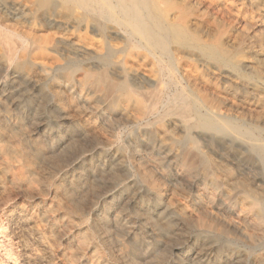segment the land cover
Segmentation results:
<instances>
[{"label":"rangeland","instance_id":"374dc122","mask_svg":"<svg viewBox=\"0 0 264 264\" xmlns=\"http://www.w3.org/2000/svg\"><path fill=\"white\" fill-rule=\"evenodd\" d=\"M13 1L0 0V33L4 37L11 27L25 41L12 36L15 61L8 69L0 65V125L16 132L22 128L20 141L8 145L11 154L19 157L23 146L33 157L45 154L43 170L50 178L34 175V187L41 189L39 200L24 195L13 181L7 182L9 196L0 192V264H24L11 216L20 208L33 211L37 203L51 204L50 188L74 184L85 192L86 210L76 220L77 227L97 246L103 264H127L118 240L138 264H257L264 258V227L250 225L238 212L244 205L264 208V48L259 46L264 42V0H172L187 15L184 45L169 33L173 21H183L173 7L158 0H108L110 7L103 0H16L19 5ZM25 6L28 11L23 12ZM250 38L258 43L250 46ZM185 64L197 68L203 86L195 89L189 84ZM246 82L252 88L243 90L240 84ZM57 95L64 106L57 104ZM108 169L112 176L101 177ZM151 183L162 189L163 199L151 194ZM133 196L135 203H130ZM170 199L175 207L166 205ZM177 205L194 209L197 219L181 220ZM140 207L157 215L150 214L164 233L162 239L140 222L130 230V217ZM100 208L106 213L101 227L95 221ZM59 223L58 231L63 232L61 219ZM171 242H180L181 251L172 249ZM60 255H54V264L61 263Z\"/></svg>","mask_w":264,"mask_h":264},{"label":"bare ground","instance_id":"6f19581e","mask_svg":"<svg viewBox=\"0 0 264 264\" xmlns=\"http://www.w3.org/2000/svg\"><path fill=\"white\" fill-rule=\"evenodd\" d=\"M114 1V0H112ZM116 1V0H115ZM160 2H163L165 5L167 6H171L173 7V9L175 10V16L179 19H181L183 21V23L181 24H175V22L173 21L170 29H169V33L171 34L172 37L176 38L177 41H180V43L182 42V44H187L186 41H182V37L185 36V27L184 25L187 24L186 23V17L187 15L185 14L184 8L183 10L180 9L179 7L181 6H176L172 4V0H158ZM252 1V0H251ZM14 3L19 5V2H17L16 0L13 1ZM30 2V1H29ZM129 2V1H128ZM200 2V1H199ZM27 3V2H26ZM115 3V2H114ZM117 3V2H116ZM121 3V2H120ZM252 3V2H251ZM103 4L105 7H110L108 4V0H103ZM203 4V3H202ZM126 5V4H125ZM31 6V5H30ZM96 6V5H95ZM157 6V5H156ZM14 7V6H12ZM18 7V6H17ZM33 7V6H32ZM117 7V6H116ZM126 8H124L126 11L130 10V7L125 6ZM158 7V6H157ZM160 7V6H159ZM158 7V8H159ZM205 7V6H204ZM161 8V7H160ZM209 8V7H208ZM109 9V8H108ZM97 10V9H96ZM118 11V8L116 9ZM204 10V9H203ZM23 12L28 11L27 7H23L22 8ZM98 11V10H97ZM113 11V10H112ZM144 11V10H142ZM31 12V11H30ZM101 14V13H100ZM156 14V13H154ZM16 15V14H15ZM104 15V14H103ZM123 15V14H122ZM216 15V14H215ZM107 16V15H106ZM161 17V16H160ZM172 17V16H171ZM222 17V16H221ZM167 18V17H166ZM111 19V18H110ZM172 19V18H171ZM198 19V18H197ZM220 19V18H219ZM136 20V19H135ZM164 20V19H163ZM213 20V19H212ZM60 21V20H59ZM76 21V20H75ZM74 21V22H75ZM202 21V18H201ZM200 21V22H201ZM135 22V21H134ZM149 22V21H148ZM194 22V21H193ZM197 22V20H196ZM199 22V23H200ZM165 23V22H164ZM213 23V22H212ZM167 24V23H166ZM189 24V23H188ZM198 24V23H197ZM211 24V23H210ZM196 25V24H194ZM200 25V24H199ZM168 26V25H167ZM212 26V25H211ZM264 26V25H263ZM65 27V26H64ZM143 27V26H142ZM184 27V28H183ZM248 28V27H247ZM264 28V27H262ZM1 29V28H0ZM187 29V26H186ZM194 29V28H193ZM192 30V28L190 29ZM228 30V29H227ZM226 30V31H227ZM245 30V29H244ZM39 31V30H38ZM37 31V32H38ZM146 32V30H144ZM143 31V32H144ZM196 31V29H195ZM211 31V30H210ZM224 31V30H223ZM258 31V30H257ZM35 32V30H34ZM40 32V31H39ZM63 32V31H62ZM69 32V31H68ZM192 32V31H191ZM206 32H208L206 30ZM221 32V31H220ZM238 32V31H237ZM130 34V33H129ZM195 34V33H194ZM201 35V33H199ZM208 34V33H207ZM206 34V35H207ZM224 34V33H223ZM248 34V31H247ZM4 37L3 34L0 33V45H1V49H0V65L3 66L4 68L8 69L11 67L13 61H15L16 55H17V50L16 47H14V45L12 44V36H19L20 39L19 41L23 42L25 41L23 38V35H19L15 32L14 29H11V27H7L6 31L4 33ZM27 35V34H26ZM60 35V34H59ZM193 35V33H192ZM192 35L190 38H192ZM237 35V33H236ZM261 35V34H260ZM23 36V37H22ZM194 36V35H193ZM211 36V35H210ZM240 36V35H239ZM65 37V36H64ZM207 37V36H206ZM226 37V36H225ZM236 37V36H234ZM253 37V36H252ZM79 38V37H78ZM171 38V37H170ZM197 38V37H196ZM193 39H195L193 37ZM218 39V38H217ZM235 38L232 37V40H234ZM190 40V39H189ZM197 40V39H196ZM195 40V41H196ZM202 40V39H201ZM211 40V39H210ZM222 40V39H221ZM224 40V39H223ZM227 40V39H226ZM231 40V39H230ZM15 41V40H13ZM248 41V40H247ZM51 42V41H50ZM199 42V41H198ZM205 42V41H202ZM216 42V40H215ZM220 42V41H219ZM222 42V41H221ZM15 43V42H14ZM139 43V42H138ZM169 43V42H168ZM194 43V41H193ZM258 43L256 40H253L250 38V46L252 44H256ZM208 44V43H207ZM240 44V42H239ZM16 45V44H15ZM143 45V44H141ZM170 45V44H169ZM204 45V44H203ZM223 45V44H221ZM236 45V44H235ZM234 45V46H235ZM24 46V45H23ZM34 46V45H33ZM138 46V45H135ZM193 46V44L191 45ZM220 46V45H219ZM233 46V45H232ZM242 46V45H240ZM260 48H264V42L260 43ZM19 47V45H18ZM139 47V46H138ZM141 47V46H140ZM201 47V46H200ZM239 47V46H238ZM255 47V46H254ZM28 48V47H27ZM176 48V47H175ZM194 48V47H193ZM240 48V47H239ZM238 48V49H239ZM242 48V47H241ZM241 48L239 50H241ZM18 49V48H17ZM25 49V48H24ZM37 49V48H36ZM99 49V48H98ZM214 49V48H213ZM20 50V49H19ZM35 50V48L33 49ZM32 50V53H33ZM52 50V49H51ZM145 51V50H144ZM177 51V50H176ZM218 51V50H217ZM224 51V50H223ZM236 51V50H235ZM242 51V50H241ZM27 52V51H26ZM25 52V53H26ZM61 52V51H60ZM154 52V51H153ZM183 52V51H181ZM188 52V51H187ZM193 52V51H192ZM221 52V51H220ZM219 52V53H220ZM225 52V51H224ZM216 53V52H215ZM218 53V54H219ZM233 53V52H232ZM153 54V53H150ZM201 54V53H200ZM204 54V53H203ZM208 54V53H207ZM26 55V54H25ZM144 55V54H143ZM248 55V54H247ZM67 56V55H66ZM155 56V55H154ZM203 56V55H202ZM209 56V55H208ZM215 56V55H212ZM255 56V54H254ZM153 57V56H152ZM178 57V56H177ZM218 57V56H217ZM229 57V56H228ZM235 57V56H234ZM239 57V54H238ZM243 57V56H242ZM250 57V55H249ZM263 57V56H261ZM140 58V57H139ZM145 60L149 62V58L147 55L144 56ZM154 58V57H153ZM214 58V57H213ZM223 58V56H222ZM258 58V57H257ZM180 59V58H179ZM189 59V58H188ZM216 59V58H215ZM228 59V58H227ZM237 59V58H236ZM246 59V58H245ZM264 59V58H263ZM20 60V59H18ZM17 60V61H18ZM33 60V59H32ZM137 60V57H136ZM157 60V59H156ZM191 60V59H190ZM204 60V59H203ZM219 60V59H217ZM223 60V59H222ZM220 60V61H222ZM134 61V60H133ZM141 61V59H140ZM209 61V60H208ZM212 61V60H211ZM225 61V60H224ZM230 61V60H228ZM19 62V61H18ZM17 62V63H18ZM142 62V61H141ZM174 62V61H173ZM177 62V61H176ZM203 62V61H202ZM201 62V63H202ZM158 63V62H157ZM162 63V62H161ZM193 63V62H190ZM220 63V62H219ZM249 63V62H248ZM196 64V63H193ZM199 64V63H198ZM207 64V63H206ZM231 64V63H230ZM238 64V63H237ZM264 64V62H263ZM205 65V64H204ZM214 65V64H213ZM221 65V64H220ZM218 65V66H220ZM253 65V64H252ZM206 66V65H205ZM211 66V64H210ZM222 66V65H221ZM137 67V66H136ZM184 76L185 78L188 80L189 84L191 86H193L195 89L200 88L201 86H203L202 84V80L200 77V73L197 70V68L193 65L190 64H185L184 66ZM201 67V66H200ZM209 67V66H208ZM213 67V66H212ZM234 67V66H233ZM238 67V66H237ZM202 68V67H201ZM204 68V66H203ZM217 68V67H216ZM231 68V67H230ZM229 68V69H230ZM177 69V68H176ZM175 69V70H176ZM213 69V68H212ZM222 69V67H221ZM232 69V68H231ZM237 69V68H235ZM241 69V68H240ZM205 70V69H204ZM233 70V69H232ZM238 70V69H237ZM259 70V69H258ZM178 71V69H177ZM22 72V71H21ZM20 72V73H21ZM162 72V69H161ZM212 72V71H211ZM225 73V71H223ZM231 72H234L231 71ZM19 73V72H18ZM208 73V72H207ZM237 73V72H236ZM258 73V72H256ZM37 74V72H36ZM91 74V73H90ZM180 74V73H179ZM209 74V73H208ZM218 74V72H217ZM228 74V73H227ZM259 74V73H258ZM262 74V73H261ZM29 76H32V73L29 72L28 73ZM181 75V74H180ZM230 74H228L229 76ZM22 76V75H21ZM35 76V75H34ZM217 76V75H216ZM242 76V75H241ZM24 77V75H23ZM224 77V76H223ZM256 77V76H255ZM38 78V77H37ZM183 78V76H182ZM215 78V77H214ZM238 79V78H237ZM244 79V78H243ZM249 79V78H248ZM262 79V78H261ZM21 80V79H20ZM22 81V80H21ZM241 81V80H240ZM246 81V80H245ZM251 81V80H250ZM11 82V81H10ZM33 82V81H32ZM186 82V81H185ZM230 82V81H229ZM242 82V81H241ZM261 82V81H260ZM20 83V82H19ZM26 83V82H25ZM264 83V82H263ZM15 84V83H14ZM34 84V83H33ZM108 85V84H107ZM147 85V84H145ZM157 85V82H156ZM241 88L243 90H248L250 88H252L251 85H249L248 82L240 84ZM259 84H257L258 86ZM22 86V85H21ZM30 86V85H29ZM236 86V84H235ZM12 87V86H11ZM17 87V86H16ZM147 87V86H146ZM162 87V86H161ZM209 87V86H208ZM32 88V86H31ZM148 88V87H147ZM151 88V87H150ZM258 88V87H257ZM39 89V88H38ZM115 89V87H114ZM132 89V88H131ZM149 89V88H148ZM191 89V88H190ZM213 89V87H212ZM4 90V89H3ZM111 90V89H110ZM143 90V89H142ZM51 91V90H50ZM146 91V90H145ZM122 92V91H120ZM147 92V91H146ZM145 92V94H146ZM153 92V90L151 91V93ZM161 92V91H160ZM3 93V92H2ZM112 93V92H111ZM119 93V92H117ZM142 93V92H141ZM144 93V91H143ZM150 93V92H149ZM191 93V92H190ZM261 93V92H260ZM161 94V93H160ZM194 94V93H193ZM220 94V93H219ZM233 94V93H232ZM244 94V93H243ZM258 94V93H257ZM116 95V94H115ZM114 95V96H115ZM144 95V94H143ZM150 95V94H149ZM157 95V93H156ZM195 95V94H194ZM2 96V95H1ZM111 95H109L110 97ZM161 96V95H160ZM178 96V95H176ZM221 96V95H220ZM5 97V96H4ZM19 97V96H18ZM27 97V96H26ZM41 97V95H40ZM146 97V96H145ZM155 97V96H154ZM223 97V96H222ZM244 97V96H243ZM14 98V97H13ZM12 98V99H13ZM143 98V97H142ZM147 98V97H146ZM185 98V97H184ZM224 98V97H223ZM228 98V97H227ZM149 99V97H148ZM147 99V100H148ZM155 99V98H153ZM152 99V100H153ZM179 99V98H178ZM37 100V99H36ZM134 100V99H133ZM188 100V99H187ZM186 100V102H187ZM201 100V99H200ZM252 100V98H251ZM12 101V100H11ZM144 101V100H142ZM156 101V100H155ZM56 102L58 105L60 106H64L61 98L59 95H57L56 98ZM146 102V101H145ZM149 102V100H148ZM154 102V101H152ZM158 102V101H157ZM156 102V103H157ZM185 102V101H184ZM202 102V101H201ZM231 102V101H230ZM229 104H232V102ZM183 103V102H182ZM180 103V105L182 104ZM203 103V102H202ZM256 103V102H255ZM144 104V103H143ZM150 104V103H149ZM152 104V103H151ZM150 104V105H151ZM195 104V103H194ZM204 104V103H203ZM156 105V104H155ZM162 105V104H161ZM177 105V104H175ZM153 106V105H152ZM190 105H188L189 108ZM195 106V105H194ZM212 106L214 108H217V105L212 104ZM236 106V105H235ZM58 107V106H57ZM185 107V106H184ZM191 107V106H190ZM207 107V106H206ZM61 108V107H60ZM154 108V107H153ZM148 110V114H151L152 109ZM262 108V107H261ZM264 108V106H263ZM35 109V108H34ZM125 109V108H124ZM182 109V108H181ZM209 109V108H208ZM260 109V108H259ZM75 110V109H74ZM218 110V109H217ZM123 111V110H122ZM156 111V110H155ZM176 111V110H175ZM174 111V112H175ZM185 111V110H183ZM208 111H211L210 109ZM257 111V110H256ZM259 111V110H258ZM261 111V110H260ZM35 112V111H34ZM75 112V111H74ZM150 112V113H149ZM158 112V111H157ZM181 112V111H179ZM197 112V111H196ZM199 112V111H198ZM238 112V111H236ZM252 112V111H251ZM250 112V113H251ZM212 113V112H211ZM210 113V114H211ZM264 113V112H263ZM174 114V113H173ZM188 114V113H187ZM218 114V113H215ZM258 114V113H256ZM34 115V113H33ZM72 115V114H71ZM145 115V114H144ZM214 115V114H213ZM250 115V114H249ZM259 115V114H258ZM64 116V115H63ZM152 116V115H151ZM175 116V114H174ZM264 116V115H263ZM67 117V116H66ZM250 117V116H249ZM256 117V116H255ZM258 117V116H257ZM261 117V116H260ZM188 117H185V120L187 121ZM62 119V118H61ZM79 119V118H78ZM255 119V118H254ZM158 120V119H157ZM175 120V119H174ZM179 120V119H178ZM203 120V119H202ZM264 120V119H263ZM80 121V120H79ZM160 121V120H159ZM158 121V122H159ZM184 121V120H183ZM182 121V122H183ZM189 121V120H188ZM1 122V121H0ZM93 122V121H92ZM175 122V121H174ZM177 122V121H176ZM180 122V121H179ZM258 121H256L257 123ZM178 123V122H177ZM189 123V122H188ZM262 123V122H261ZM183 124V123H182ZM181 124V125H182ZM185 124V123H184ZM183 124V125H184ZM95 125V124H94ZM180 125V124H179ZM258 125V123H257ZM207 127V126H206ZM213 127V126H212ZM97 128V127H96ZM181 128V127H180ZM183 128V127H182ZM95 129V126H94ZM91 130V129H90ZM93 130V129H92ZM98 130V129H97ZM170 130V129H169ZM22 128L19 127V131H13L11 129L2 127L0 125V192L1 194L3 193V195L5 196H9L10 192L9 189H7V182L13 181L16 186L21 190V192L26 195L27 197H30L32 199L35 200H39L41 198V189L34 187V183L37 179H42V180H47L50 177L44 173V166L46 164V162L48 161V159L46 158L45 154L43 155H37L35 157H33V155H30L27 151H26V146H23L22 149H20L19 153V157H15L13 154H11L10 152V148L8 147V145L13 142V141H20V134H21ZM84 131V130H83ZM96 131V130H95ZM90 132V131H88ZM87 132V133H88ZM98 132V131H97ZM166 132V131H165ZM85 133V132H84ZM83 133V134H84ZM92 133V132H91ZM89 134V133H88ZM95 134V138H96V133ZM92 135V134H91ZM89 136V135H88ZM108 136V135H107ZM53 137V136H52ZM90 137V136H89ZM237 137V136H236ZM94 138V137H93ZM98 138V137H97ZM238 138V137H237ZM100 139V138H99ZM103 139V138H102ZM160 139V138H159ZM27 140V139H26ZM71 140V139H70ZM94 140V139H93ZM102 141V140H101ZM69 142V141H68ZM94 142V141H93ZM162 142V141H161ZM72 143V142H71ZM16 145V144H15ZM35 148L37 147V149L39 148L38 144L34 143ZM66 145V144H64ZM69 145V144H68ZM73 145V143H72ZM106 145V144H105ZM104 145V146H105ZM74 146V145H73ZM93 146V145H92ZM17 147V146H16ZM61 147V146H60ZM69 147V146H68ZM97 147V146H96ZM103 147V146H102ZM113 147V146H112ZM34 148V149H35ZM222 148V147H221ZM64 149V148H63ZM114 149V148H113ZM40 149H38V153H40L39 151ZM52 150V149H51ZM56 150V149H55ZM65 150V149H64ZM257 150V149H256ZM77 151V150H73ZM168 151V150H167ZM67 152V151H66ZM79 152V151H78ZM100 152V151H99ZM111 152V151H110ZM176 152V151H175ZM53 153V152H52ZM107 153V152H106ZM116 153V152H115ZM56 153H53V155ZM69 154V153H68ZM71 154V153H70ZM50 155H52L50 153ZM57 155V154H56ZM59 155V154H58ZM60 156V155H59ZM57 156V157H59ZM79 156V154H78ZM124 156V155H122ZM38 157V158H37ZM52 157V156H50ZM49 157V158H50ZM54 157V156H53ZM56 157V156H55ZM119 157V156H118ZM173 157V156H172ZM63 158V157H62ZM68 158V157H67ZM123 158V157H122ZM56 159V158H55ZM113 159V158H112ZM118 159V158H117ZM116 159V160H117ZM264 159V157H263ZM66 159H64L65 161ZM119 160V159H118ZM61 161V160H60ZM57 162V161H56ZM116 162H114L115 164ZM217 163V162H216ZM79 164V163H78ZM77 164V165H78ZM220 164V163H218ZM91 165V164H90ZM222 165V164H221ZM113 166V165H112ZM215 166V165H214ZM224 166V165H222ZM114 167V166H113ZM72 168V167H71ZM217 168V167H216ZM225 168V166L223 167ZM222 168V169H223ZM210 169V168H209ZM103 170V169H102ZM105 170V169H104ZM64 171V170H63ZM115 172V170H113ZM121 171V170H120ZM104 172V171H103ZM119 172V171H118ZM210 172V171H209ZM208 172V174H209ZM101 173V172H99ZM116 173V172H115ZM31 174H33V176H31ZM101 177L103 176L105 179L108 177L112 176V171L111 169H108V171L101 173ZM228 174V173H227ZM226 174V175H227ZM37 176V179H35V176ZM122 175V174H121ZM90 176V175H89ZM229 176V175H227ZM123 177V176H122ZM127 177V176H126ZM204 177V174H203ZM100 178V177H99ZM103 178V179H104ZM131 178V177H129ZM141 178V177H140ZM229 178V177H228ZM231 178V177H230ZM234 178V177H233ZM102 179V178H101ZM132 179V178H131ZM138 179V178H137ZM65 180V179H64ZM99 180V179H98ZM260 180V179H259ZM85 181V180H84ZM100 181V180H99ZM129 181V180H128ZM140 181V180H139ZM232 181V179H231ZM229 181V182H231ZM88 182V181H87ZM93 182V181H92ZM103 182V181H102ZM106 182V181H105ZM260 182V181H259ZM70 183V182H69ZM100 183V182H99ZM107 183V182H106ZM129 183V182H128ZM134 183V182H132ZM257 183V182H256ZM87 184V183H86ZM89 184H90V179H89ZM103 184V183H102ZM104 185V184H103ZM107 185V184H105ZM104 185V186H105ZM114 185V184H113ZM70 187H65V188H58L56 189H52L50 188L49 191L52 194V198L53 201L51 202V204H41V203H37L35 208L33 209V211L27 210L26 208H20L19 210H17V212H15V215L11 216V219L9 221H11V225H12V231L15 235H17L19 242L21 243V245L23 246V256H24V264H36L37 262L39 264H54V255L55 254H61L62 255V261L60 264H103L101 257L98 253V248L96 245L92 243H90L86 237L83 236V233H81L82 229H79L77 227V223L76 220L81 217V215L84 213V211L86 209H84V207L82 206V201L83 198L85 196V192L84 190L79 189L78 185L74 184V185H69ZM90 186H93V184H91ZM95 186V185H94ZM109 186V184H108ZM110 186H112L110 184ZM126 186V185H125ZM14 187V186H13ZM97 188V186H95ZM106 187V186H105ZM132 187V186H131ZM230 187V186H229ZM142 188V187H141ZM140 188V189H141ZM144 188V187H143ZM149 191L151 192V194L153 196H155L157 199H163L164 198V194L162 193V189L157 186L155 183H151L150 186L148 187ZM13 189V188H12ZM86 190V188H84ZM121 189V188H120ZM123 189V188H122ZM138 189V188H136ZM135 189V190H136ZM229 189V188H228ZM231 189V188H230ZM104 190V189H103ZM116 190L112 188L110 190V192L108 193V195L111 196L112 193H114ZM127 190V189H125ZM133 190V189H132ZM134 190V191H135ZM139 190V189H138ZM11 191V189H10ZM92 191V190H91ZM123 191V190H122ZM129 191V190H128ZM202 191V190H201ZM88 192V191H87ZM93 192V191H92ZM95 193V191H94ZM124 193V192H123ZM133 193V192H131ZM147 193V192H146ZM168 193V192H167ZM262 193V192H261ZM106 194V193H105ZM128 194V192L126 193ZM238 194V192H237ZM249 194V193H248ZM97 195V194H96ZM20 196V195H19ZM88 196V195H87ZM103 196V195H102ZM105 196V195H104ZM167 196V195H166ZM176 196V195H175ZM119 197V195H118ZM171 197V196H170ZM169 197V198H170ZM255 197V196H254ZM125 198V197H124ZM168 198V199H169ZM242 198V197H241ZM253 198V197H252ZM257 198V197H256ZM166 199V198H165ZM243 199V198H242ZM108 200V199H107ZM120 200V199H119ZM135 196L131 197L130 199V203H135ZM174 200V199H172ZM172 200H168L167 204L168 207H175L174 206V202H172ZM121 201V200H120ZM123 201V199H122ZM154 201V200H153ZM38 202V201H37ZM115 202V201H114ZM142 202V201H141ZM163 202V201H162ZM241 202V201H240ZM239 202V203H240ZM255 202V201H254ZM102 203V202H101ZM129 203V202H128ZM129 203V204H130ZM148 203V202H147ZM160 203V202H159ZM180 203V202H179ZM264 203V202H263ZM22 204V203H21ZM100 204V203H99ZM110 204V203H109ZM122 204V203H120ZM146 204V203H145ZM14 205V204H13ZM34 205V204H33ZM163 205V204H162ZM161 205V206H162ZM244 205V204H243ZM100 206V205H99ZM150 206V205H149ZM158 206V205H157ZM177 209H178V215L179 218L185 222L187 221H195L197 219V214L196 211L194 209H188L186 207H180L179 205H177ZM18 207V206H16ZM117 207V206H116ZM139 207V206H138ZM32 208V207H31ZM98 208V207H97ZM152 208V207H151ZM240 211L239 214L242 216H246V221L252 225L255 226L256 228H263L264 227V208H262L260 206V204L255 205V204H251L248 207H246L245 205L243 207H240ZM105 209V208H104ZM100 208V211L97 214V217L95 219V221L98 223V225H102L103 221L106 219V213L105 210ZM138 209V210H137ZM136 211L133 213V215L130 218H133V221H129V228L131 231H134L133 229L135 228V224L140 222V225H142L144 228H146V230H149L152 234H154L156 239H162L164 236V233L161 232V230H159V228L156 227V224L153 222L152 218H151V213H149V209L147 210L146 208L140 207L137 208ZM154 209V208H153ZM164 209V208H163ZM116 210V209H115ZM119 210V209H118ZM162 210V209H161ZM170 210V209H169ZM113 211V210H112ZM155 212V211H154ZM161 212V211H160ZM170 212V211H169ZM202 212V211H201ZM92 213V212H91ZM175 213V212H173ZM154 214V213H152ZM167 214V212H166ZM176 214V213H175ZM96 215V214H95ZM156 215V214H154ZM153 215V216H154ZM159 215V214H158ZM162 215V214H161ZM173 215V214H171ZM113 216V215H112ZM157 216V215H156ZM85 217V216H84ZM164 217H166L164 215ZM168 217V216H167ZM162 218V216H161ZM173 218V217H172ZM61 219V226L65 227V230L63 232H59L58 228L60 226L59 220ZM83 219V218H82ZM8 220V219H7ZM80 220V219H79ZM77 220V221H79ZM155 220H158L157 218ZM173 220V219H172ZM171 220V221H172ZM177 221H179L178 219H175ZM1 221V220H0ZM44 221L47 222V224L44 223ZM83 221V220H82ZM87 221V219H86ZM85 221V222H86ZM90 221V220H89ZM159 221V220H158ZM170 219L167 221L169 222ZM170 221V222H171ZM169 222V223H170ZM182 222V221H181ZM227 222V221H226ZM160 223V222H159ZM157 223V224H159ZM242 224H244L243 222H241ZM240 223V224H241ZM1 224V223H0ZM7 224V223H6ZM92 224V223H90ZM139 224V223H138ZM166 224V223H165ZM174 224V223H173ZM230 224V223H229ZM170 225V224H169ZM166 228H168V226ZM176 225V224H175ZM182 225V224H181ZM187 225V224H185ZM86 226V225H85ZM89 226V223H88ZM91 226V225H90ZM158 226V225H157ZM184 226V225H183ZM242 226V225H241ZM101 227V226H100ZM159 227V226H158ZM188 227V226H186ZM185 227V228H186ZM195 227V226H194ZM244 227V226H243ZM82 228V227H81ZM142 228V227H141ZM202 228V226H201ZM246 228V227H245ZM188 229V228H187ZM194 229V228H193ZM243 229V228H242ZM85 230V229H84ZM126 230V229H125ZM144 230V229H143ZM169 231L171 230L170 227L168 229ZM167 230V231H168ZM183 230V229H182ZM196 230V229H195ZM204 230V229H203ZM214 230V229H213ZM94 232V231H92ZM172 232V231H171ZM182 232V231H181ZM247 232V231H245ZM253 232V231H252ZM134 233V232H133ZM138 233V232H137ZM141 233V231H140ZM170 233V232H169ZM204 233V232H203ZM206 233V232H205ZM204 233V234H205ZM218 233V232H217ZM220 233V232H219ZM116 234V233H115ZM148 234V233H147ZM178 234V233H177ZM176 234V235H177ZM215 234V233H214ZM213 234V235H214ZM246 234V233H245ZM257 234V233H256ZM98 235V234H97ZM135 235V234H134ZM143 235V234H142ZM175 235V232H174ZM219 235V234H216ZM247 235V234H246ZM7 236V235H6ZM6 236H2L6 239ZM116 236V235H115ZM119 236V235H118ZM132 236V235H131ZM145 236V235H144ZM255 236V235H254ZM117 237V236H116ZM151 237V236H149ZM211 237V236H210ZM247 237V236H246ZM256 237V236H255ZM254 237V238H255ZM145 238V237H144ZM174 238V237H173ZM181 238V236H180ZM214 238V237H213ZM16 239V238H15ZM99 239V238H98ZM132 239V238H131ZM134 239V238H133ZM143 239V238H142ZM167 240V238H164ZM182 239V238H181ZM180 239V240H181ZM253 239V237H252ZM141 240V239H140ZM153 240V239H152ZM171 240V239H170ZM169 240V241H170ZM174 241V239H172ZM247 240V239H246ZM5 241V240H4ZM129 241V240H128ZM137 241V240H136ZM149 242V240H147ZM165 241V240H164ZM179 241V240H177ZM188 242V240H186ZM7 242V241H6ZM139 242V241H138ZM141 242V241H140ZM154 242V241H153ZM167 242V241H166ZM195 242V241H194ZM250 242V241H248ZM3 243V241L1 240L0 237V244ZM61 243H63L64 245L62 246ZM116 243V242H115ZM151 243V241H150ZM159 243V242H158ZM180 243V242H179ZM179 243H175V244H171L172 245V249L176 250V251H181V245ZM211 243V242H210ZM6 244V243H5ZM101 244V243H100ZM154 245V243H152ZM212 244V243H211ZM214 244V243H213ZM248 244V243H247ZM18 245V244H17ZM99 245V244H98ZM137 245V244H136ZM135 245V246H136ZM164 245V244H163ZM195 245V244H194ZM205 245V244H204ZM209 245V243H208ZM207 245V246H208ZM226 245V244H225ZM6 246V245H5ZM123 246V241L118 240L117 242V247H121V254L122 257L126 260L127 264H138L137 261L135 260V258L132 256V254L127 251V250H123L124 248H122ZM140 246V245H139ZM158 247V244L156 245ZM169 246V245H168ZM211 246V245H210ZM227 246V245H226ZM255 246V245H254ZM1 247V246H0ZM3 247V245H2ZM1 247V248H2ZM8 247V246H7ZM6 247V248H7ZM107 247V246H106ZM141 247V246H140ZM160 247V245H159ZM158 247V248H159ZM162 247V245H161ZM170 247V246H169ZM206 247V246H205ZM204 247V249H206ZM5 248V249H6ZM104 248V247H103ZM109 248V247H108ZM107 248V249H108ZM148 248V247H147ZM152 248V247H151ZM163 248V247H162ZM208 248V247H207ZM224 248V247H223ZM222 248V249H223ZM253 248V246H252ZM255 248V247H254ZM9 249V248H8ZM156 249V248H155ZM160 249V248H159ZM203 249V248H202ZM11 250V249H10ZM115 250V248H114ZM119 250V249H118ZM162 250V249H161ZM165 250V247H164ZM163 250V251H164ZM201 250V249H200ZM16 251V249H15ZM111 251V250H110ZM151 251V250H150ZM231 251V250H230ZM167 252V251H166ZM189 252V251H188ZM243 252V251H242ZM2 253V252H1ZM118 253V252H117ZM155 253V252H153ZM160 253V251H159ZM165 253V252H163ZM171 253V251H170ZM6 254V253H3ZM105 254V253H104ZM152 254V253H151ZM150 254V255H151ZM169 254V253H168ZM178 254V253H177ZM184 254V253H183ZM197 254V253H196ZM207 254V253H206ZM244 254V253H243ZM247 254V253H246ZM245 254V255H246ZM252 254V253H251ZM257 254V253H256ZM60 255V256H61ZM112 255V254H111ZM156 255V254H155ZM160 255V254H159ZM158 255V256H159ZM244 255V256H245ZM262 255V254H261ZM19 256V255H18ZM162 256V255H161ZM173 256V255H172ZM202 256V255H201ZM200 256V257H201ZM211 256V255H210ZM221 256V255H220ZM233 256V255H232ZM251 255H249L248 258H250ZM13 257V256H12ZM109 257V256H108ZM142 257V256H141ZM153 257V256H152ZM160 257V256H159ZM194 258V256H192ZM263 257V256H262ZM7 258V257H6ZM115 258V257H114ZM119 258V257H118ZM144 258V256L142 257ZM162 258V257H161ZM165 258V257H164ZM167 258V257H166ZM171 258V257H170ZM182 258V256H181ZM191 258V257H190ZM222 258V257H221ZM232 258V257H231ZM240 258V257H239ZM260 258V257H259ZM8 259V258H7ZM6 259V260H7ZM147 259V258H146ZM157 259V258H156ZM185 259V258H184ZM209 259V258H208ZM217 259V257H216ZM220 259V258H219ZM218 259V260H219ZM226 259V258H225ZM244 259V257H243ZM242 259V260H243ZM257 259V258H256ZM3 260V259H2ZM5 260V261H6ZM13 260V259H12ZM61 260V259H60ZM107 260V259H106ZM123 260V259H122ZM160 260V259H159ZM250 260V259H249ZM254 261V259H252ZM251 260V261H252ZM1 261V260H0ZM112 261V260H111ZM142 261V260H140ZM158 261V260H157ZM190 261V260H189ZM193 261V260H192ZM197 261V260H196ZM195 261V262H196ZM213 261V260H212ZM221 261V260H220ZM240 261V260H239ZM256 261V260H255ZM8 262V260H7ZM6 262V263H7ZM22 262V261H21ZM150 262V260H149ZM149 262L147 261V263L149 264ZM156 262V261H155ZM181 262V261H180ZM191 262V261H190ZM194 262V263H195ZM199 262V261H198ZM208 262V261H207ZM235 262V261H234ZM9 263V262H8ZM125 263V262H124ZM146 263V264H147ZM152 263V262H151ZM150 263V264H151ZM162 263V262H160ZM166 263V262H165ZM203 263V262H202ZM206 263V262H205ZM229 263V262H228ZM233 264V261L231 262ZM237 263V262H236ZM5 264V263H4ZM14 264V262H13ZM22 264V263H21ZM57 264V263H56ZM154 264V263H153ZM187 264V263H186ZM198 264V263H197ZM209 264V263H208ZM230 264V263H229ZM255 264V263H254ZM257 264H264V258L259 259L257 261Z\"/></svg>","mask_w":264,"mask_h":264}]
</instances>
